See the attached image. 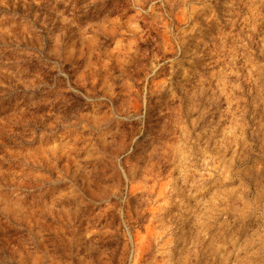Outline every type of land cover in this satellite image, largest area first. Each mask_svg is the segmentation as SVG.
<instances>
[{"label": "rangeland", "instance_id": "374dc122", "mask_svg": "<svg viewBox=\"0 0 264 264\" xmlns=\"http://www.w3.org/2000/svg\"><path fill=\"white\" fill-rule=\"evenodd\" d=\"M0 264H264V0H0Z\"/></svg>", "mask_w": 264, "mask_h": 264}]
</instances>
